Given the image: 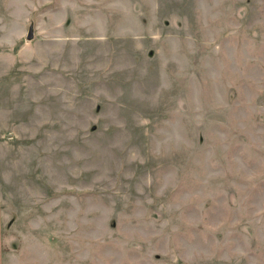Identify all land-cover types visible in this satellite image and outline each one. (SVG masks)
Segmentation results:
<instances>
[{"label":"rangeland","instance_id":"rangeland-1","mask_svg":"<svg viewBox=\"0 0 264 264\" xmlns=\"http://www.w3.org/2000/svg\"><path fill=\"white\" fill-rule=\"evenodd\" d=\"M0 264H264V0H0Z\"/></svg>","mask_w":264,"mask_h":264}]
</instances>
